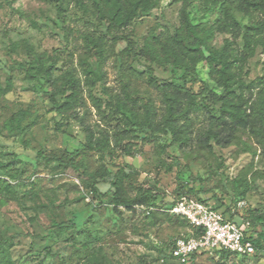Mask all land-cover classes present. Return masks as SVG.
Listing matches in <instances>:
<instances>
[{"label":"rangeland","instance_id":"374dc122","mask_svg":"<svg viewBox=\"0 0 264 264\" xmlns=\"http://www.w3.org/2000/svg\"><path fill=\"white\" fill-rule=\"evenodd\" d=\"M85 3L92 5L90 0ZM182 6L183 0H161L151 13L116 33L128 36L139 48L163 40L180 27ZM190 13L200 28L213 31L209 43L214 49L228 42L234 52L242 51L241 38L213 29L215 9L193 0ZM236 17L249 22L240 14ZM107 28L105 21L97 20L76 0H0V87L9 86L7 93L0 92V231L8 238L9 264H180L170 252L172 242L189 236L185 222L148 215L141 208L115 211L111 204L114 173L97 183L99 194L94 198L86 188L91 182L59 160L65 152L80 149L88 171L99 168L98 156L85 149L81 124L70 119L69 125L60 126L61 118L51 109L50 96L65 91L64 75L70 70L84 96L80 117L111 134L116 127L110 111L104 108L103 118L89 97L88 73L96 77L98 49L88 50L87 36L108 41L104 77L94 85L95 96L105 103L126 86L138 104L151 98L159 111L163 107L160 93L149 86L145 73H139L148 62L128 58L123 53L127 42L110 41ZM39 56L47 66L56 64L51 81L28 78L22 70L24 65L38 66ZM153 68L158 79L172 82V67ZM196 69L201 86L220 95L222 89L211 79L207 62ZM243 72L246 82L264 77L262 48L248 59ZM56 100L63 103V95ZM194 117L196 132L206 118L202 113ZM150 133L134 134L129 143L139 151L117 160L130 166L123 181L128 197L143 187L154 190L164 203L171 202L182 181L188 182V188L199 191L198 196L211 204H225L238 216L248 214L257 234H264V149L256 139L243 135L225 148L213 142L200 147L195 141L181 148L172 144L168 133L154 137ZM39 153L41 161L36 160ZM190 177L196 182H189ZM90 214L93 217L85 224L90 236L76 234L74 227L57 229L60 223H79ZM184 264H264V251L245 259L208 253Z\"/></svg>","mask_w":264,"mask_h":264},{"label":"trees","instance_id":"16d2710c","mask_svg":"<svg viewBox=\"0 0 264 264\" xmlns=\"http://www.w3.org/2000/svg\"><path fill=\"white\" fill-rule=\"evenodd\" d=\"M76 1L86 11L91 10L97 20L108 24L107 34L110 41L127 42L128 46L123 53L128 58H133L136 63H140L141 59L148 62L146 70L139 73H145L149 86L160 93L163 107L159 111L151 98H148L145 103L138 104L126 86L123 87L122 94L109 95L105 103L102 98L95 96L94 85L102 82L104 77L102 64L108 55V41L87 36L88 50L98 49V61L94 72L96 77H92L93 72L88 73L89 97L93 107L102 114L103 118H106L103 109L110 111L112 119L116 121V127L111 134L105 127L96 129L89 125L84 117H80L78 108L83 105L84 96L75 72L70 70L64 75L65 91L57 90L50 96L51 109L61 118L60 126L69 125L70 119L81 124L86 136L85 149L98 156L99 168L89 172L80 149L65 152L59 160L65 161L66 165L80 177L91 182L86 184V188L94 198L99 194L97 183L114 173L111 204L115 211H118V208L128 211L141 208L148 215L160 214L178 221L182 220L190 231L189 236L183 238L199 237L202 234L201 229L192 227L185 218L165 210L171 209L176 204V200L184 196L211 204L209 199L199 197V191L188 188V182L183 181L175 192L176 198L171 202L164 203L154 190L143 187L136 188V194L128 197L123 181L127 177L126 170L130 166L126 163L118 164L117 160L121 156H135L139 150L129 141L133 139L134 134L138 132L146 134L148 131L151 132L150 137L168 133L172 138V144H177L181 148L188 147L193 141L200 147H210V143L213 142L225 148L240 140L241 136L249 135L264 149V77L246 82L244 76L247 74L243 72L244 65L250 57L255 55L257 48H262L264 51V0H197L209 9H215L213 23L215 31L242 39L243 49L240 53L234 52L228 42L219 50L210 45L209 40L213 31L200 28L192 20L190 6L193 0H183L180 27L173 34L166 36L163 40L148 42L143 48H139L138 44L128 36L119 35L116 32L125 30L135 21L151 13L158 7L161 0H90L92 5L85 3V0ZM236 14L247 18L248 24L242 23ZM200 62H207L211 79L222 89L220 95L201 86L196 69ZM36 65L38 66L24 65L22 70L28 78L39 76L44 77L46 81H51L57 69L56 64L47 66L45 58L39 56L36 58ZM154 66L172 67L174 73L172 82L158 79L155 76ZM179 82L185 84L179 85L177 84ZM8 91L9 86L5 89L0 87V92ZM58 95H63V103L56 100ZM207 100L211 101V105L206 102ZM200 113L206 118L205 125L195 132L194 116ZM42 159V154H37L36 160ZM189 182H196V179L190 177ZM211 205L228 219L239 224L246 220L250 221V232L254 236L253 242L257 249L255 256L264 251V234H257L248 214L242 213L238 216V213H231V209L225 204ZM92 217L93 215L90 214L79 223L74 220L60 223L57 229L60 231L65 227H74L76 234L86 232L90 236L85 230V224L90 222ZM7 242L8 238L4 237L0 231V264H9V254L5 247ZM175 242H172V247ZM204 254L208 253L193 255L190 261ZM212 254L220 255L223 259L239 258L225 250H216ZM245 258L247 257H241V259Z\"/></svg>","mask_w":264,"mask_h":264},{"label":"built area","instance_id":"2783aa9c","mask_svg":"<svg viewBox=\"0 0 264 264\" xmlns=\"http://www.w3.org/2000/svg\"><path fill=\"white\" fill-rule=\"evenodd\" d=\"M171 214L185 218L192 227L201 229L202 234L195 238H179L170 254L180 263H188L193 255L225 250L239 257H251L257 249L250 232V223L241 224L228 219L209 203L190 197H181L169 210Z\"/></svg>","mask_w":264,"mask_h":264}]
</instances>
